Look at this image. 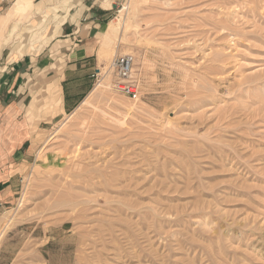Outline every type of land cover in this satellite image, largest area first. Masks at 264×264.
<instances>
[{
  "label": "rangeland",
  "instance_id": "obj_1",
  "mask_svg": "<svg viewBox=\"0 0 264 264\" xmlns=\"http://www.w3.org/2000/svg\"><path fill=\"white\" fill-rule=\"evenodd\" d=\"M0 25L3 75L47 63L0 163V264H264V0H0Z\"/></svg>",
  "mask_w": 264,
  "mask_h": 264
},
{
  "label": "crops",
  "instance_id": "obj_2",
  "mask_svg": "<svg viewBox=\"0 0 264 264\" xmlns=\"http://www.w3.org/2000/svg\"><path fill=\"white\" fill-rule=\"evenodd\" d=\"M2 35L0 25V40ZM69 35H71V33ZM1 52L2 50H0V53ZM95 52L96 49L90 45L76 46L69 49L66 60L67 62L74 63V66H77V63H81L89 58H95ZM3 63L2 58H0V85L5 76H9V85L8 89L5 91H2V86H0V98L3 99V103L0 102V136H2V138H0V147H8L9 149L7 151L1 149L0 163L4 161L7 162L8 157H14L20 154L18 150L22 149L27 138V136H25L26 134L23 135L21 132L28 131L29 128L27 119L22 118L19 114L22 113V106L25 105V100L31 97L30 94L21 91V88L22 86L25 87L26 83H24V81L30 74H36V71L43 70L47 65L46 61L40 58V55L32 56L27 54L14 63L7 64L10 68L6 75H3V69H1L4 65ZM16 131H19L20 134H15ZM4 178L5 176L0 172V182H3Z\"/></svg>",
  "mask_w": 264,
  "mask_h": 264
},
{
  "label": "built area",
  "instance_id": "obj_3",
  "mask_svg": "<svg viewBox=\"0 0 264 264\" xmlns=\"http://www.w3.org/2000/svg\"><path fill=\"white\" fill-rule=\"evenodd\" d=\"M134 60L131 55L116 56L110 67L115 75V89L122 94L134 97L138 93L137 83L132 78Z\"/></svg>",
  "mask_w": 264,
  "mask_h": 264
},
{
  "label": "bare ground",
  "instance_id": "obj_4",
  "mask_svg": "<svg viewBox=\"0 0 264 264\" xmlns=\"http://www.w3.org/2000/svg\"><path fill=\"white\" fill-rule=\"evenodd\" d=\"M126 10H127V9H126ZM120 17H121V16H120ZM121 23H122V21L118 22V24H116V25L114 26V29H118V28L121 26ZM104 36H105V35H104ZM103 69H104V68H103ZM103 69H100V72H101L100 75H101V76H103L104 73H105V72L102 71ZM105 69H106V68H105ZM108 69L112 70L110 66L107 68V70H108ZM108 77H109V76H106V77H105V80H106V81H108ZM100 83H101V82H100ZM100 83H99V84H100Z\"/></svg>",
  "mask_w": 264,
  "mask_h": 264
}]
</instances>
